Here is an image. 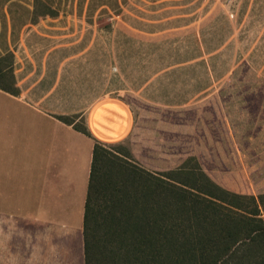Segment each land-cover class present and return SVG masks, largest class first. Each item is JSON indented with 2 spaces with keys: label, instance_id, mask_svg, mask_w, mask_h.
<instances>
[{
  "label": "rangeland",
  "instance_id": "obj_1",
  "mask_svg": "<svg viewBox=\"0 0 264 264\" xmlns=\"http://www.w3.org/2000/svg\"><path fill=\"white\" fill-rule=\"evenodd\" d=\"M46 7L56 15L38 16ZM26 50L75 52L77 80L92 81L87 87L96 89L77 93V102L105 95L127 106L133 122L141 126L137 139L147 136L149 124L158 126V120L171 114L160 105L178 102L185 91L178 85L181 80L188 95L210 83L205 72L151 73L185 67L190 57L214 53L199 68L217 71L212 78L220 83L223 73L234 69L229 84L235 87V100L228 110L229 142L235 145L229 154L207 157L200 168L231 193H264V0H0V56ZM221 95L227 96L226 88ZM81 122L85 125L82 117L74 119L76 125ZM92 138L106 147L122 144ZM140 158L153 161L146 153ZM163 182L168 181L137 180V197L146 188L149 202L161 206L167 201L159 192Z\"/></svg>",
  "mask_w": 264,
  "mask_h": 264
},
{
  "label": "crops",
  "instance_id": "obj_2",
  "mask_svg": "<svg viewBox=\"0 0 264 264\" xmlns=\"http://www.w3.org/2000/svg\"><path fill=\"white\" fill-rule=\"evenodd\" d=\"M212 54L190 57L189 67L151 73L205 72L210 83L196 85L188 95L181 80L185 91L178 102L160 103L171 114L158 126L149 124L147 136L137 139L141 126L127 106L105 95L77 102V93L96 89L87 87L92 81L77 80L75 52L12 51L18 94L0 90V264H84L82 215L92 136L108 143L128 141L132 156L149 170L176 168L191 155L202 165L207 157L229 154L235 145L229 142L228 110L235 100L229 84L234 69L223 73V83L212 78L217 71L199 68ZM75 114L85 120L91 137L57 119ZM144 153L153 161L141 160Z\"/></svg>",
  "mask_w": 264,
  "mask_h": 264
},
{
  "label": "trees",
  "instance_id": "obj_3",
  "mask_svg": "<svg viewBox=\"0 0 264 264\" xmlns=\"http://www.w3.org/2000/svg\"><path fill=\"white\" fill-rule=\"evenodd\" d=\"M55 15L46 7L38 16ZM0 90L18 94L11 53L0 56ZM80 118L57 116L91 137L82 122L74 123ZM151 178L168 181L159 191L167 197L161 206L149 202L146 188L136 195L137 180ZM262 211L264 193L245 196L218 187L193 156L151 172L124 145L93 140L82 215L84 264H264Z\"/></svg>",
  "mask_w": 264,
  "mask_h": 264
}]
</instances>
